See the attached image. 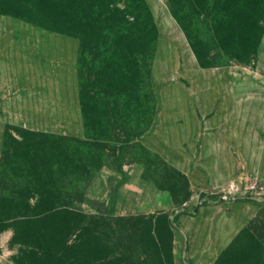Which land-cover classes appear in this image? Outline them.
Returning a JSON list of instances; mask_svg holds the SVG:
<instances>
[{
    "label": "rangeland",
    "instance_id": "374dc122",
    "mask_svg": "<svg viewBox=\"0 0 264 264\" xmlns=\"http://www.w3.org/2000/svg\"><path fill=\"white\" fill-rule=\"evenodd\" d=\"M189 1L0 0V264L39 187L104 264H264V0ZM9 23L78 41L81 137L12 122Z\"/></svg>",
    "mask_w": 264,
    "mask_h": 264
},
{
    "label": "crops",
    "instance_id": "0c3cea01",
    "mask_svg": "<svg viewBox=\"0 0 264 264\" xmlns=\"http://www.w3.org/2000/svg\"><path fill=\"white\" fill-rule=\"evenodd\" d=\"M13 29L20 30L19 34L15 32L20 39L5 36L2 43L11 44L15 51L21 48L19 52L25 53L19 55L18 60L26 65L11 85L16 93V98L12 102L10 100L14 109L10 116L12 122L41 126L46 132H70L81 137L84 129L76 72L78 41L25 23H9V28L4 30ZM11 56L15 57L14 52ZM25 94L29 96L27 101L23 100Z\"/></svg>",
    "mask_w": 264,
    "mask_h": 264
},
{
    "label": "trees",
    "instance_id": "16d2710c",
    "mask_svg": "<svg viewBox=\"0 0 264 264\" xmlns=\"http://www.w3.org/2000/svg\"><path fill=\"white\" fill-rule=\"evenodd\" d=\"M175 1L190 4L189 0ZM28 192L25 198L33 204L20 203V207L29 214L13 222L15 264H104L106 257L95 246V230L69 220L80 213L63 202L69 197L65 190L39 187Z\"/></svg>",
    "mask_w": 264,
    "mask_h": 264
}]
</instances>
